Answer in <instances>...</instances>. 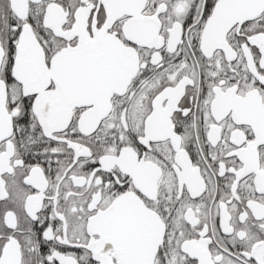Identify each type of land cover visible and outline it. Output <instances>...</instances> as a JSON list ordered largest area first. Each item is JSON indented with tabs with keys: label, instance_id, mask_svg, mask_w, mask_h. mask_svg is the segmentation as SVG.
Returning a JSON list of instances; mask_svg holds the SVG:
<instances>
[{
	"label": "snow or ice",
	"instance_id": "obj_1",
	"mask_svg": "<svg viewBox=\"0 0 264 264\" xmlns=\"http://www.w3.org/2000/svg\"><path fill=\"white\" fill-rule=\"evenodd\" d=\"M0 264H264V0H0Z\"/></svg>",
	"mask_w": 264,
	"mask_h": 264
}]
</instances>
